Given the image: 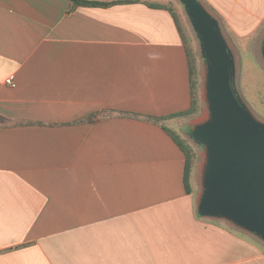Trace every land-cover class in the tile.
I'll return each mask as SVG.
<instances>
[{
  "label": "crops",
  "instance_id": "crops-1",
  "mask_svg": "<svg viewBox=\"0 0 264 264\" xmlns=\"http://www.w3.org/2000/svg\"><path fill=\"white\" fill-rule=\"evenodd\" d=\"M138 1L0 0V264H264L263 241L198 214L165 128L201 83L168 5ZM201 1L264 27V0Z\"/></svg>",
  "mask_w": 264,
  "mask_h": 264
},
{
  "label": "water",
  "instance_id": "water-1",
  "mask_svg": "<svg viewBox=\"0 0 264 264\" xmlns=\"http://www.w3.org/2000/svg\"><path fill=\"white\" fill-rule=\"evenodd\" d=\"M179 1L199 39L205 65L208 116L188 129L205 152L198 214L227 221L264 242V123L236 89L235 58L220 21L201 0Z\"/></svg>",
  "mask_w": 264,
  "mask_h": 264
},
{
  "label": "rangeland",
  "instance_id": "rangeland-1",
  "mask_svg": "<svg viewBox=\"0 0 264 264\" xmlns=\"http://www.w3.org/2000/svg\"><path fill=\"white\" fill-rule=\"evenodd\" d=\"M163 3L171 6L180 18L189 48L196 60L197 79L201 83L196 92L200 99V112L192 118L176 117L168 120L172 131L182 138L192 150L195 170L198 173L201 185L205 152L201 146L190 138L188 129L192 124L204 121L208 116L207 107L204 101H202L203 91L201 90L202 83L204 82V60L199 39L182 3L179 0H163ZM213 14L217 16L215 12ZM217 18L220 20L223 33L234 54L236 63V89L255 117L264 123V58L262 55L264 27L255 29L250 33L248 32L250 29L231 27L224 19Z\"/></svg>",
  "mask_w": 264,
  "mask_h": 264
},
{
  "label": "trees",
  "instance_id": "trees-1",
  "mask_svg": "<svg viewBox=\"0 0 264 264\" xmlns=\"http://www.w3.org/2000/svg\"><path fill=\"white\" fill-rule=\"evenodd\" d=\"M73 7H78V6H102V7H108V6H112V5H117V4H130V3H137L139 2L138 0H117V1H111V2H101V1H95V0H68ZM168 5V4H167ZM153 7H159V8H167L175 17L178 26L180 28V31L182 33L184 42L186 44L187 47V53H188V60H189V65H190V72H191V76H192V82L193 85H196L197 82V76H198V72H197V67H196V60L195 57L193 56V53L191 51V49L189 48L188 42H187V37L184 34L183 31V27L181 25L180 22V18L178 16V14L175 12V10L171 7V6H166V5H162L161 3H157L152 5ZM200 112V99L197 96L196 92L193 91L192 94V103H191V107L189 110L184 111L182 113L173 115L170 118H176V117H184V118H192L194 116H196L198 113ZM166 131L168 133H170V135H172V137H174V139L176 140V142L182 147V149L185 151L186 155H187V169H186V180H189V177L191 176V172H192V168L194 166V156L192 153V150L190 149V147H188L186 145V143L183 141L182 138H180L178 135H176L172 130L165 128Z\"/></svg>",
  "mask_w": 264,
  "mask_h": 264
},
{
  "label": "built area",
  "instance_id": "built-area-1",
  "mask_svg": "<svg viewBox=\"0 0 264 264\" xmlns=\"http://www.w3.org/2000/svg\"><path fill=\"white\" fill-rule=\"evenodd\" d=\"M6 85H8L9 87L14 88L16 86L15 84V76H10L9 78L6 79Z\"/></svg>",
  "mask_w": 264,
  "mask_h": 264
}]
</instances>
